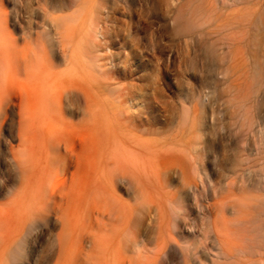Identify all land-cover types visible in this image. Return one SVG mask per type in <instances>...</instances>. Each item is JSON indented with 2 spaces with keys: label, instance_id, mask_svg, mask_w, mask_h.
Returning a JSON list of instances; mask_svg holds the SVG:
<instances>
[{
  "label": "rangeland",
  "instance_id": "374dc122",
  "mask_svg": "<svg viewBox=\"0 0 264 264\" xmlns=\"http://www.w3.org/2000/svg\"><path fill=\"white\" fill-rule=\"evenodd\" d=\"M95 28L119 74L72 116L66 97L101 85ZM5 50L14 102L55 67L22 120L0 95V264H235L222 252L255 242L235 229L264 209V0H0ZM82 120L84 167L67 143Z\"/></svg>",
  "mask_w": 264,
  "mask_h": 264
},
{
  "label": "bare ground",
  "instance_id": "6f19581e",
  "mask_svg": "<svg viewBox=\"0 0 264 264\" xmlns=\"http://www.w3.org/2000/svg\"><path fill=\"white\" fill-rule=\"evenodd\" d=\"M90 30H89V32L87 34V40L85 39L86 40V43L88 42L87 44L89 45L87 47L88 48V52H87L86 59L88 58L87 63L89 65L92 66V65H95L96 64L97 67L99 66V70L97 71L98 72L97 73L98 76L97 75L96 76L98 77L97 81L99 83L101 82V85L98 88H94L93 90L88 89V88L85 89V90L83 89L82 92H83L84 97L77 96L76 98H73V99L70 98V97H68V98L66 97V99L68 100V103H67L68 109H66V110L72 116H74V115H76V116H78V115H81L82 116L83 115L84 116L86 113H88V111H92V105H93L92 103L94 101H96L97 98L100 97V94L102 92L108 90V86H107L108 84H104L102 82V80L116 79L117 76H118V74H119V73L117 74V71H113L114 68L111 69V70H109V69L108 70H104L103 69L104 68V64L101 63V60L103 59L101 56H102L103 53L99 49H97V45L93 43L94 40H97V39H99V38H101L103 36L101 34V31L102 30L100 28H95V29H92L91 31ZM99 42H98V44H99ZM101 42H102V39H101ZM104 42H105V40H104ZM91 44L93 46L90 49V45ZM105 44H106V42H105ZM100 48H101V44H100ZM89 50H90V52H89ZM101 50H102V48H101ZM107 50L110 51V52H112L111 46H108ZM6 51L7 50H5L4 53H2V51H0V55H2V54L5 55ZM88 53H89V55H88ZM4 55L1 56V59L0 60H2V57ZM108 55H109V53H108ZM111 56H113L112 53H111L110 57H108V59L111 58ZM6 58L5 59L3 58L4 61L7 60ZM8 60H9V58H8ZM113 62H114V60H113ZM1 63H2V65L0 64V69L2 70V66H3V64L5 62H3V60H2ZM6 64H5V67H6ZM111 65H112V67L113 66L115 67V64L114 63L112 64V61H111ZM36 66H38V65H36ZM54 67H55V63L53 62V55L51 53L48 55L47 61H46V66H45V75H47L46 77H45V75H43L40 72V71H43V70L40 69V71H39L38 70L39 69L38 67H37V70L38 71H35V73L31 71V73L33 75L32 76H28V74H30V69L31 68H30V65H28V63H27V65L25 66V71H26L27 76H28L27 77V83H24L23 81H17L18 84L16 83L14 85V87H13V90H14L13 91V94L18 97V101H15V102L13 100V97H12L11 91H10L12 88L10 89L7 85L4 84L5 76L3 74L0 75V95L4 96L6 98L8 97L9 102L11 101V102H13L12 104H14L15 106H17V113L19 115V118L22 117L21 115H24L25 114V108H24L25 104L35 103V102H43L45 100L46 93H47V86H48L46 84V82H48L50 80L49 78H51V75H52V72L54 70ZM94 69L96 70V67H94ZM82 92L80 91V93H82ZM116 97H117L116 99H118V98H120V95L119 96H116ZM51 98H53V97H51ZM128 101H129V104L131 106H133V99L129 98ZM131 109H132V107H131ZM1 112L4 115H6V112L7 111H4V110L2 111V108H1ZM40 115H41V113H40ZM132 117H134V116L132 115L131 116V120H129L130 123H132V125H129V126H133V127L135 126V128H136L137 127V124L135 123L136 119L133 120ZM21 120H22V118H21ZM29 120L30 119H28V121ZM83 121L84 120H82L81 124L80 123L78 124L79 127L77 129V131H78L77 135L76 134H73L71 136V138L69 139V142L67 141L69 147H72L73 149H75V146L77 144L75 141L77 140V142H78V144L80 146V149H81L80 152H79V156H78V163H79V165H81V167H84L86 165L85 164V161H84V157L82 156V152L88 146L89 141H90V137L88 136V134L86 132L87 131L86 130L87 128H85V125H84ZM21 123H20V126H19L20 127L19 128V135H20L21 130H22V124ZM143 123H145V122H143ZM143 123L142 124H139L138 126H140V127L143 128V125H144ZM129 129H131V128L129 127ZM56 136L54 138H56ZM75 136H77L76 139H75ZM51 138H52V136L49 138V141H50ZM59 138H56V140L57 139L60 140ZM52 140H54V139H52ZM52 140L50 141L51 143L53 142ZM58 140H57V142H59ZM55 142L56 141H54V143ZM73 149H70V150H73ZM76 149H75L76 152L79 151V150H76ZM67 156L68 155H66V157H65V164H64L65 166H69L68 165L69 164V161L67 159ZM66 168H68V167H66ZM237 201H241V202L243 201L242 203L239 202L241 205L243 204V206L242 207H238V206H241V205L240 204H237L238 203ZM237 201H236V205H238V206H234L233 205V207H235V209H236V213L239 214L240 216L247 215L250 212L251 207H252L254 201H252V202H245L242 199L239 200V198H238ZM263 214H264V209H258L255 212V216H254V221L253 222H251L249 225H246V226H243V227H240V228L235 229V232H236L237 235H242L241 233H245L247 235V232H250V234L256 233L255 236L253 238H251L252 240H255V242L250 243L246 247H242L241 248V250L239 252V258H240V260L238 261L237 255L234 254V253H232L229 250H224L222 252L221 258L223 260L229 261L230 259H232L234 257L235 259H237V263H235V264H260L261 262H263V260H264V232H263V230H264L263 224L264 223L262 224V215ZM259 220H261V222L257 226ZM242 236L243 237H247L245 235H242ZM221 241H223V244H224V239H222ZM141 243L142 242L140 241L139 244H141Z\"/></svg>",
  "mask_w": 264,
  "mask_h": 264
}]
</instances>
